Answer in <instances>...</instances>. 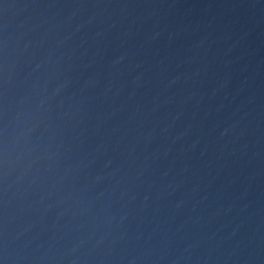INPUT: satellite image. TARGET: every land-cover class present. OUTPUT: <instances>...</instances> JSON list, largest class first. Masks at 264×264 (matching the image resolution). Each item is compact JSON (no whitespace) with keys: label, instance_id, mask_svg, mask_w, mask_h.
<instances>
[{"label":"water","instance_id":"obj_1","mask_svg":"<svg viewBox=\"0 0 264 264\" xmlns=\"http://www.w3.org/2000/svg\"><path fill=\"white\" fill-rule=\"evenodd\" d=\"M0 264H264V0H0Z\"/></svg>","mask_w":264,"mask_h":264}]
</instances>
